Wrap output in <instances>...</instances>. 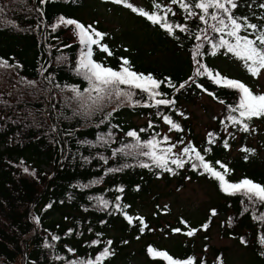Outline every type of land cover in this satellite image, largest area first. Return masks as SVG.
Returning <instances> with one entry per match:
<instances>
[{
	"label": "trees",
	"instance_id": "trees-1",
	"mask_svg": "<svg viewBox=\"0 0 264 264\" xmlns=\"http://www.w3.org/2000/svg\"><path fill=\"white\" fill-rule=\"evenodd\" d=\"M130 2L152 9V0ZM259 2L264 0H257ZM249 3L252 0H242L237 14L251 16L253 11L257 16L264 14V10L255 4L249 8ZM113 12L125 15L131 29L112 28L107 16ZM61 15L85 25L92 24L108 34L102 42L113 54L108 56L94 46V58L109 66L118 67L122 62L120 58L125 57L136 71L151 72L158 78L171 77L177 86L192 75L194 69L191 50L196 41L190 38L191 33L177 30L180 37L177 40L158 25L112 0H46L44 4L39 0H0V59L8 64L7 67L0 65V264H66L68 259L93 257L109 239L113 241L114 255L105 264H129L131 261L167 264L162 258L150 256L149 246L167 251L174 258L195 256L205 264H216V258L220 256L224 264H264V256L260 255L264 245L259 243L264 226L252 219L253 209L244 212L245 205L241 200L245 198L223 193L218 182L206 173L202 174V169L193 170L190 165L181 169L172 166L173 174L137 164L121 172L106 173L109 167L136 162L131 157H117L104 164L99 158L100 155L111 156L112 148L120 147L119 141L129 142L131 138L125 137L128 130L145 129L140 133L144 139L159 133L160 137L168 135L169 143L182 139L201 149L211 147L206 158L227 164L231 169L228 178L232 181L247 176L264 183L261 143L254 144L264 132V118H253L248 132L233 126L225 116L228 114L226 105L236 100L235 91L217 87L200 77L198 83L214 91L224 104L191 83L179 92L162 85L175 98L176 104L174 107L160 106L159 112L171 115L182 131L169 130L162 115L156 114L155 107H144L143 103L133 105L114 97L105 101L104 114L116 109L111 124L119 125L118 129H112L117 142L111 146L95 143L98 135L109 130L107 121L99 123L103 114L98 112L85 119L82 115H74L73 107L65 102V97L71 93L63 90V85L78 84L84 88L87 82L73 71L82 47L74 28L61 25L54 31L51 27ZM174 19L188 23L193 32L200 24L198 20L184 21L180 11ZM252 19L256 22V17ZM62 55L68 60L58 62L56 58ZM204 62L230 78L242 80L253 91L263 92L257 89L256 77L230 55L209 54L204 57ZM56 84L61 87H55ZM136 92L134 99L142 101L145 97L139 90ZM204 97L222 107L208 131L218 134L212 145L207 143V135L196 132L192 112L188 110ZM180 112L184 116H180ZM222 120L227 129L221 124ZM149 121L152 128L148 127ZM225 140L230 145L227 149L223 146ZM180 147L177 144L174 151ZM244 148L254 151L245 152ZM84 157L89 159L86 161ZM25 167L28 172L24 171ZM47 167L52 172H47ZM191 182L207 183L212 188L206 210L193 215L192 219L180 216L175 222L167 220L169 206L165 208L163 200L185 189ZM121 185L125 189L123 193L116 191ZM117 195L121 196L122 205H130L125 211L145 218L147 227L143 232L137 221L129 224L116 210ZM98 197L111 202L108 209L98 204L95 199ZM48 204L52 207H46ZM213 208L217 210L215 216H211ZM257 209V214L264 212V206L258 205ZM36 216L40 217L38 223L34 219ZM210 216L208 229H201L200 225L208 222ZM181 219L188 222L187 226L180 223ZM176 227L182 231L173 232ZM189 227L199 230L189 237L186 235ZM215 227L222 238L232 240L244 250L242 257H233L227 248L209 243ZM69 229L73 231L69 233ZM97 233L102 235L98 237ZM167 234L175 238L163 242V236ZM53 236L60 239L53 240ZM241 236L247 243H241ZM94 239L103 243L92 245ZM69 247L74 248L75 253H69ZM57 256L64 259L58 260Z\"/></svg>",
	"mask_w": 264,
	"mask_h": 264
},
{
	"label": "snow or ice",
	"instance_id": "snow-or-ice-1",
	"mask_svg": "<svg viewBox=\"0 0 264 264\" xmlns=\"http://www.w3.org/2000/svg\"><path fill=\"white\" fill-rule=\"evenodd\" d=\"M39 2L44 4L46 0H39ZM112 2L117 5H123L153 25H158L168 35L173 36L177 40L180 39L177 35V30L184 34L191 33L190 38L196 41L191 50L194 69L192 75L177 86L171 77L158 78L151 72L136 71L131 62L125 57L120 58L122 62L118 67L109 66L106 62L94 58V46L100 51L107 53L108 56L113 54L109 46L102 42L108 34L98 30L92 24L85 25L77 19L63 15L59 16L51 27L54 31L61 25L74 28L75 35L82 47L73 71L87 82V87L84 88H81L78 84L63 85V90L71 93V95L65 97V102L67 106L73 107L74 115H82L87 119L99 112L103 114L99 123L104 124L107 121L109 124L108 132L98 135L95 143L102 142V146H111L117 142L116 134L112 129H118L119 125L111 124V118L116 109L113 108L112 111L104 114L105 101H111L114 97L117 99L123 98L133 105L143 103L144 107H155L157 109L156 114L162 115L159 112L160 106L174 107L176 104L175 98L171 97L162 88V85L166 86L167 89H172L174 92H179L191 83L217 99L221 104H224L225 101L220 99L214 91H209L203 83H198L200 77H205L217 87L235 91L236 100L234 103L226 105L228 114L225 116V120L233 126L239 127L241 131L248 132L253 118H264V92H255L242 80L230 78L215 68L209 67L204 62V57L209 54L211 56H216L217 54L230 55L240 62L251 76L259 77L264 75V14L257 16L255 11L251 13V16L237 14L236 10L241 5L242 0H168L167 3H163L161 0H152L151 10L139 7L130 2V0H112ZM253 4L257 8L264 10V2L257 3V0H252V3L247 4V6L251 8ZM38 11L42 12V9H38ZM178 11L181 12L184 21L198 20L200 22L196 26V31L193 32L188 23L178 22L174 19ZM253 17H256V22H253ZM65 47L70 46L65 45ZM56 59L58 62L68 60L63 55ZM0 65L8 66L7 62L2 59H0ZM49 80L51 81V77H49ZM29 83L34 82L30 81ZM54 86L57 88L61 87L59 84ZM136 90H139V94L145 97L142 101L134 99L137 95ZM73 102H75V106H73ZM179 115L184 116V113L180 112ZM162 119L169 126V130L182 131L181 125L171 115H162ZM221 124L227 129L225 121L222 120ZM148 127H153L151 121H149ZM144 131L145 129H140L139 131L135 129L128 130L125 133V137L131 138L129 142L119 141L120 147L112 148L111 156L100 155L99 158L104 164H108L109 159L117 157H131L136 162H125L119 167H109L106 169V173L121 172L125 168L135 167L137 164L143 168L154 166L173 174L174 168L172 166H175V169H181L186 165H190L193 170L202 169V174L206 173L218 182L219 189L223 193L228 196L244 197L245 199L241 200V204L245 205L243 211L248 212L249 208H252V219L264 226V212L257 214V206H264V183L255 181L247 176L236 181L230 180L228 175L231 169L228 168L227 164L222 163L220 160L212 161L206 158L207 153L211 151V147L201 149L193 142H185L182 139L175 143H169L171 138L168 135L160 137L159 133L153 134L151 138L144 139L140 134ZM207 137V143L212 145L216 143L218 134L209 132ZM84 143L92 142L84 141ZM177 144L181 145V147L174 151V149H177ZM223 146L226 149L230 147L227 140L223 142ZM243 151L252 152L254 149L244 148ZM245 158L247 159V156ZM84 159L87 161L89 158L84 157ZM24 171L28 172L29 169L25 167ZM82 187H87V185H82ZM138 188L139 185H137ZM116 191L123 193L125 191L124 186H119ZM90 199L93 198L90 197ZM95 199L105 210L108 209L111 203L103 197ZM245 200L247 201L246 204ZM114 206L117 211L123 214L129 224L137 221L141 232L147 227L143 216H133L124 210L129 209L130 205H122L120 195L115 196ZM46 207L51 208L52 205L48 204ZM216 214L217 210L215 208L211 209V216ZM211 216L208 222L200 225L201 229H208ZM34 219L38 223L40 217L36 216ZM180 223L185 226L188 224L183 219H181ZM198 230L197 228L189 227L186 235L191 237ZM72 231V229L68 230L69 233ZM172 231L180 233L182 228L176 227ZM100 235L102 234L97 233L98 237ZM52 239L59 240L60 237L53 236ZM239 239L241 243H247L244 236ZM102 243L100 239L91 241L92 245H101ZM125 243L127 242L125 241ZM259 243L264 245V233L260 235ZM112 244L113 241L109 239L102 248L97 250L93 257L68 259L66 264H105V261L114 255L111 249ZM45 246L51 247V245ZM67 251L75 253L76 250L69 247ZM147 252L154 258H162L167 264H205L204 261H198L195 256L174 258L167 251H160L152 246L148 247ZM260 255L264 256V251H261ZM55 258L58 260L64 259L60 256ZM216 264H224L222 256L216 258Z\"/></svg>",
	"mask_w": 264,
	"mask_h": 264
},
{
	"label": "rangeland",
	"instance_id": "rangeland-1",
	"mask_svg": "<svg viewBox=\"0 0 264 264\" xmlns=\"http://www.w3.org/2000/svg\"><path fill=\"white\" fill-rule=\"evenodd\" d=\"M107 19L110 26L115 29L124 30L126 28L131 29L130 27H132L131 24L128 25V20L123 14L114 12L109 13ZM255 80L258 86L257 89L264 92V75L256 77ZM188 110L192 112L196 132L199 135L205 136L207 135L209 128L215 121L217 115L221 113L222 107L221 105H217L213 101H210V99L204 97L197 104L189 106ZM260 143L261 154L264 156V132L254 140L255 145H260ZM46 171L52 172V169L47 167ZM212 194V188L207 183H189L185 189L174 192L168 199L163 200V206H165V208H167L166 206H169L166 210V212L170 215L167 216V220L175 222V219L180 216H186L189 219H192L193 215H197L198 212L201 211V213H204L207 207V202ZM163 237V242L172 241L175 238L173 235L168 234ZM209 243L218 247L227 248L233 257H242L244 254V250L232 240L222 238L216 227L211 233V240ZM129 264L139 263L131 261Z\"/></svg>",
	"mask_w": 264,
	"mask_h": 264
}]
</instances>
